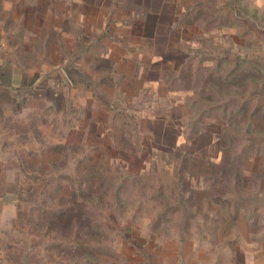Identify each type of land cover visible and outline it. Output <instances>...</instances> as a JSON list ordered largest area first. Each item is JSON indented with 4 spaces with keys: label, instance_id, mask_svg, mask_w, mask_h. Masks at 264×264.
Listing matches in <instances>:
<instances>
[{
    "label": "rangeland",
    "instance_id": "1",
    "mask_svg": "<svg viewBox=\"0 0 264 264\" xmlns=\"http://www.w3.org/2000/svg\"><path fill=\"white\" fill-rule=\"evenodd\" d=\"M61 1L68 34L31 41L0 10L25 64L50 76L70 57L86 78L39 116L34 191L8 185L0 205V264H264L263 48L214 33L232 20L217 0Z\"/></svg>",
    "mask_w": 264,
    "mask_h": 264
},
{
    "label": "crops",
    "instance_id": "2",
    "mask_svg": "<svg viewBox=\"0 0 264 264\" xmlns=\"http://www.w3.org/2000/svg\"><path fill=\"white\" fill-rule=\"evenodd\" d=\"M81 1L88 5L87 0ZM217 1L220 2L217 6L225 8L224 14L232 17V20L228 19L224 22L225 25H231L230 27L215 30L214 33L221 35L224 39L238 38L241 41H254L256 45L263 48V51H260V57L261 61L264 62V0ZM60 2L65 4V1L50 0L44 3L37 1L26 6L24 1H21L20 3H13V9L10 10L8 8V0H1L0 10L4 16H7L4 18L5 23L13 17L12 14L14 12L19 11L21 14L16 15L19 17L16 21L20 20V29H17L16 33L13 32V35L22 33L19 36L21 39L31 41L34 38H39L41 31L45 30H51L54 34L58 32L63 36L68 34L63 25L64 21L68 20V22H71V18H66L64 8L61 11L60 8L56 7ZM21 4L24 9H27H19ZM44 4H48L46 8ZM197 5L198 1H196L195 7ZM50 6H53V8L49 11ZM8 10H10V13H8ZM60 13L63 17H60ZM81 14L86 16L87 13L81 12ZM147 19L144 22H148ZM1 20L2 17H0V23H2ZM82 21L84 20L81 19ZM48 24L51 25L48 26ZM5 33H7L5 27L0 26L1 206L3 205L2 200L6 197L5 195L9 193L8 191H15L12 188L10 190L8 185L18 186L16 191L19 192L21 201L25 200L23 193L28 192V194H31L34 191L31 184H34L33 177L35 178L38 175H33L31 172H29V175L25 168L28 157L32 158L34 154L39 156L40 152L44 150H41L38 145V138L41 134L39 116H41L42 111H50L54 115L56 113L60 114V112L64 113L67 106L65 88L72 84L75 85L76 79L73 78L74 76L79 80L85 76H82L81 67H76L70 57L64 59V62L59 67L58 74L50 76L43 72L46 69V66L43 65L44 63L37 61L35 65L25 64L20 56L23 53H32V51H26L24 48L25 51L18 49L19 54L13 52L5 43ZM54 39L48 35L46 40L51 45H54L52 42ZM48 50H50L49 47ZM23 149L27 151V155H24ZM12 175L15 179L10 178ZM25 184H27L26 188L23 187ZM18 206L20 208L21 204L19 203Z\"/></svg>",
    "mask_w": 264,
    "mask_h": 264
},
{
    "label": "trees",
    "instance_id": "3",
    "mask_svg": "<svg viewBox=\"0 0 264 264\" xmlns=\"http://www.w3.org/2000/svg\"><path fill=\"white\" fill-rule=\"evenodd\" d=\"M101 39V37H100ZM119 60L116 61V63H118ZM78 73V72H77ZM79 74V73H78ZM83 79H86L85 76L83 77ZM157 121V120H154ZM170 134V132L168 131H160L159 133L156 131V129L152 130V136L154 137V140L158 141L161 144H165V147L167 146L166 144H168L167 142L163 141L165 140V138ZM164 146V145H161Z\"/></svg>",
    "mask_w": 264,
    "mask_h": 264
}]
</instances>
